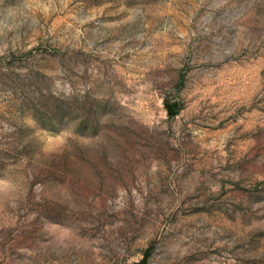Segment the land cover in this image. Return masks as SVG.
Returning a JSON list of instances; mask_svg holds the SVG:
<instances>
[{"label":"rangeland","instance_id":"1","mask_svg":"<svg viewBox=\"0 0 264 264\" xmlns=\"http://www.w3.org/2000/svg\"><path fill=\"white\" fill-rule=\"evenodd\" d=\"M0 264H264V0H0Z\"/></svg>","mask_w":264,"mask_h":264}]
</instances>
